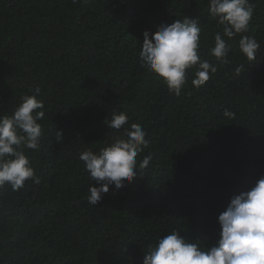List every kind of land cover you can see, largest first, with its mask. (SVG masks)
I'll return each instance as SVG.
<instances>
[{
    "label": "trees",
    "instance_id": "obj_1",
    "mask_svg": "<svg viewBox=\"0 0 264 264\" xmlns=\"http://www.w3.org/2000/svg\"><path fill=\"white\" fill-rule=\"evenodd\" d=\"M208 3L0 0V115L37 87L45 113L40 149H24L40 183L0 188V264H142L149 245L174 230L215 244L230 198L264 175V0H249L246 33L225 38L227 64L210 55L222 26ZM185 16L201 27L200 58L218 70L199 88L188 70L176 96L142 66L139 51L145 30ZM241 35L259 42L255 61L241 53ZM120 112L128 123L109 128ZM131 123L148 140L138 174L93 206L88 189L98 185L79 154L125 138Z\"/></svg>",
    "mask_w": 264,
    "mask_h": 264
},
{
    "label": "clouds",
    "instance_id": "obj_2",
    "mask_svg": "<svg viewBox=\"0 0 264 264\" xmlns=\"http://www.w3.org/2000/svg\"><path fill=\"white\" fill-rule=\"evenodd\" d=\"M208 12L222 26V32L214 34L210 55L221 64L230 63L225 38L231 40L248 31L253 7L249 0H209ZM200 33L198 21L186 16L183 20L161 24L154 33L143 32L139 51L142 66L162 78L169 92L176 96L181 95L188 70H195L191 83L197 88L218 70L198 54ZM259 48L254 36L241 35L239 49L248 61L257 59ZM242 67H237L236 72ZM39 94L37 87L34 95L22 97L12 114L0 115V188L7 184L17 191L27 180L40 183L24 153L25 148L40 149L42 128L38 121L45 113L43 101L37 99ZM223 115L234 118L235 114L225 109ZM128 119L124 112L114 113L107 126L120 130ZM124 137L115 139L98 152L88 149L79 154L91 180L98 185H90L88 189V203L93 206L102 200L110 186L119 190L138 174L136 157L148 145L146 131L140 124L131 123L124 129ZM151 160V155L145 156L139 168H146ZM217 223L220 232L213 246L202 247L198 242L185 240L174 230L159 238L155 245H149L142 264H264V175H260L249 189L230 198L218 215Z\"/></svg>",
    "mask_w": 264,
    "mask_h": 264
}]
</instances>
